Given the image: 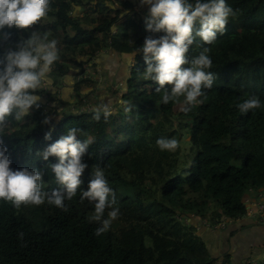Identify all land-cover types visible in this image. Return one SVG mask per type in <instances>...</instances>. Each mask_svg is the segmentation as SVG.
Returning <instances> with one entry per match:
<instances>
[{
	"label": "trees",
	"instance_id": "obj_1",
	"mask_svg": "<svg viewBox=\"0 0 264 264\" xmlns=\"http://www.w3.org/2000/svg\"><path fill=\"white\" fill-rule=\"evenodd\" d=\"M226 3L236 10L226 31L211 45L198 39L186 54L191 61L209 48L208 71L215 75L187 114L184 105L175 109L180 99L164 105L166 89L158 93L144 78L147 65L138 49L146 37L166 33L149 31L147 15L133 16L141 0H51L48 15L31 30H11L0 54L31 31L57 40L59 59L49 80L61 86L55 93L41 87L37 94L52 104L41 99L25 122L10 118L0 129L10 167L37 169L45 191L58 189L48 167L58 158L45 161L37 153L73 127L93 143L83 157V184L65 200L67 211L47 202L16 210L0 199V264H264V209L249 214L264 205V0ZM104 54L127 63L122 87L99 77ZM253 96L261 107L242 114L237 105ZM104 105L113 114L95 120ZM159 138L179 146L189 138L190 150L161 151ZM95 167L104 170L120 213L99 236L100 225L89 219L94 205L80 198Z\"/></svg>",
	"mask_w": 264,
	"mask_h": 264
},
{
	"label": "clouds",
	"instance_id": "obj_2",
	"mask_svg": "<svg viewBox=\"0 0 264 264\" xmlns=\"http://www.w3.org/2000/svg\"><path fill=\"white\" fill-rule=\"evenodd\" d=\"M141 4L150 5L147 29L166 33L159 38L146 37L138 49L143 52L147 65L144 78L157 85L158 93L166 89L161 96L164 105L178 102L183 97L182 111L187 114L198 98L205 95L204 90L212 88L215 75L208 71L213 64L208 55L209 48H203L191 61L186 54L198 39L203 44H213L218 35L226 31L229 18L236 15V10L226 0H195V3L189 0H141ZM50 5L51 0H0V47L11 40L12 29L31 30L48 15ZM58 59L57 40H50L47 33L38 36L36 31H31L30 36L20 40L15 48L7 47L0 54V129L7 126L10 118L23 122L34 107L40 108L42 97L37 94L38 90L51 83L49 74ZM169 85L170 88L166 87ZM237 107L242 114H247L260 108L261 101L253 96ZM102 114L107 120L113 113L104 105L95 111L93 118L99 121ZM43 122L50 123V118L45 117ZM78 132L81 130L75 127L68 129L65 135L37 153L45 161L52 156L58 158V163H50L48 167L61 187L50 191L43 189V174L39 170L28 167L13 170L10 167L12 161L7 155L8 149L0 139V199L16 210L47 202L67 211L65 200L73 199L83 184L81 177L88 167L83 157L93 143L91 138L77 139ZM51 135V131L47 132L45 139H51ZM156 143L161 151L174 152L179 146L176 139L159 138ZM93 177L80 198L81 202L86 199L94 205V214L89 219L100 225L95 233L99 236L110 230L120 213L114 207L115 192L104 170L95 167ZM24 235L18 233V239L23 241Z\"/></svg>",
	"mask_w": 264,
	"mask_h": 264
},
{
	"label": "rangeland",
	"instance_id": "obj_3",
	"mask_svg": "<svg viewBox=\"0 0 264 264\" xmlns=\"http://www.w3.org/2000/svg\"><path fill=\"white\" fill-rule=\"evenodd\" d=\"M119 4V3H118ZM149 8L150 5H143L142 8L137 6L136 7V12L132 13L133 16H135L136 18H138V16H140L139 14H144L149 16ZM139 13V14H138ZM99 66H100V70H99V77L101 78V80L105 83V84H113V86L116 88L117 86H123V83H126V79L128 77V73H126V66L127 63L125 62V60L121 57H119L118 55H108V54H104L102 57L99 58ZM98 68V66H97ZM125 76V77H124ZM117 80V81H116ZM61 86V81L59 79H53L51 82V85L49 86V84H45L42 86V88H45L46 90H48L51 93H55L56 88H60ZM61 90H59L60 92ZM102 93V92H101ZM45 94H43L41 97L43 100H45L48 103L53 102L51 97H45ZM50 96H54V95H50ZM104 96L103 95H99L97 99H103ZM72 100H73V96H72ZM74 100L72 102V106H75V108L73 109H78L76 104H79V100H80V94H76V96H74ZM114 102H111V104ZM184 103H183V97L180 98L179 103L176 105L175 109L180 110L183 107ZM71 109V110H73ZM25 122V121H23ZM21 122H17L15 120H13V124H20ZM176 123V122H174ZM77 139L84 141L82 136H78ZM190 146L191 143L189 141V138H186V140H183L180 144V146H178V148H182L183 152L189 151L190 150ZM177 148V149H178ZM264 209V205L262 204L258 210H256L255 208L251 209L249 211V214L251 216H257L259 215V213ZM264 257V256H262ZM257 261H254L253 264H256ZM218 264V262L216 263Z\"/></svg>",
	"mask_w": 264,
	"mask_h": 264
}]
</instances>
